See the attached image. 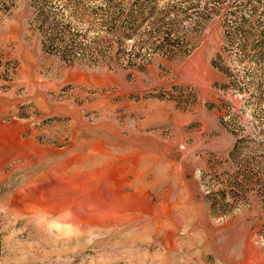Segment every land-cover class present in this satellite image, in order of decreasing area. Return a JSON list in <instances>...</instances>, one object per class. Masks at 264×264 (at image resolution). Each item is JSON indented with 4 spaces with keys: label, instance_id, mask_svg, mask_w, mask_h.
Masks as SVG:
<instances>
[{
    "label": "rangeland",
    "instance_id": "374dc122",
    "mask_svg": "<svg viewBox=\"0 0 264 264\" xmlns=\"http://www.w3.org/2000/svg\"><path fill=\"white\" fill-rule=\"evenodd\" d=\"M261 35L264 0H0V264H264Z\"/></svg>",
    "mask_w": 264,
    "mask_h": 264
},
{
    "label": "trees",
    "instance_id": "16d2710c",
    "mask_svg": "<svg viewBox=\"0 0 264 264\" xmlns=\"http://www.w3.org/2000/svg\"><path fill=\"white\" fill-rule=\"evenodd\" d=\"M95 1H98V0H95ZM261 38L262 39H259V45H258L259 47H258V50H257V55H258V61L259 62L264 61V46H263V44H264V35H261ZM255 82H257V80H256V78H253L252 81L250 82V85L254 84V88L256 89ZM256 94H258V93H256Z\"/></svg>",
    "mask_w": 264,
    "mask_h": 264
},
{
    "label": "water",
    "instance_id": "95a60500",
    "mask_svg": "<svg viewBox=\"0 0 264 264\" xmlns=\"http://www.w3.org/2000/svg\"><path fill=\"white\" fill-rule=\"evenodd\" d=\"M189 176H190V174H189Z\"/></svg>",
    "mask_w": 264,
    "mask_h": 264
}]
</instances>
